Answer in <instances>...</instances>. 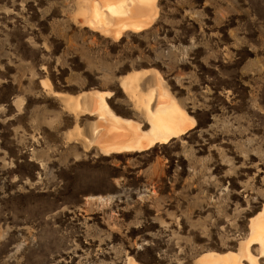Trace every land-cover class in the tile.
Returning <instances> with one entry per match:
<instances>
[{
  "label": "rangeland",
  "instance_id": "374dc122",
  "mask_svg": "<svg viewBox=\"0 0 264 264\" xmlns=\"http://www.w3.org/2000/svg\"><path fill=\"white\" fill-rule=\"evenodd\" d=\"M83 5L0 0V264L237 252L264 206V0H155L153 22L118 39ZM142 70L138 91L157 78L194 127L140 152L87 148L96 115L65 99L109 92L110 111L145 130L120 85Z\"/></svg>",
  "mask_w": 264,
  "mask_h": 264
},
{
  "label": "bare ground",
  "instance_id": "6f19581e",
  "mask_svg": "<svg viewBox=\"0 0 264 264\" xmlns=\"http://www.w3.org/2000/svg\"><path fill=\"white\" fill-rule=\"evenodd\" d=\"M155 0H82L83 7L78 15L84 22L112 39H118L126 31L147 28L156 17ZM148 70L134 71L121 79V87L127 92L135 106L141 108L145 130L140 122L122 118L110 111L104 97L109 92H84L81 96L65 99V106L74 113L85 112L96 115L91 124L90 138L83 137L86 147H96L107 156L111 153L140 152L177 138L194 127V119L188 116L177 102L155 79L154 89L145 93L138 91L139 80ZM152 102L154 105L151 107ZM248 235L239 243L237 252H204L195 258L196 264H258L257 258L264 257V206L248 223ZM257 246V255L249 248ZM125 264H139L128 258Z\"/></svg>",
  "mask_w": 264,
  "mask_h": 264
}]
</instances>
